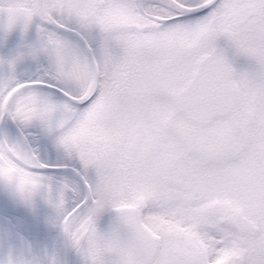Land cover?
Listing matches in <instances>:
<instances>
[{
	"label": "snow or ice",
	"instance_id": "6c2138e0",
	"mask_svg": "<svg viewBox=\"0 0 264 264\" xmlns=\"http://www.w3.org/2000/svg\"><path fill=\"white\" fill-rule=\"evenodd\" d=\"M0 264H264V0H0Z\"/></svg>",
	"mask_w": 264,
	"mask_h": 264
}]
</instances>
